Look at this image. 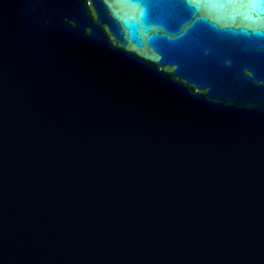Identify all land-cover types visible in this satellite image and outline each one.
<instances>
[{
	"label": "water",
	"instance_id": "1",
	"mask_svg": "<svg viewBox=\"0 0 264 264\" xmlns=\"http://www.w3.org/2000/svg\"><path fill=\"white\" fill-rule=\"evenodd\" d=\"M0 264H264V0H0Z\"/></svg>",
	"mask_w": 264,
	"mask_h": 264
}]
</instances>
